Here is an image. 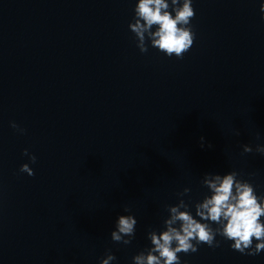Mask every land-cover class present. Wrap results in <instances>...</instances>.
<instances>
[{"label":"clouds","instance_id":"clouds-1","mask_svg":"<svg viewBox=\"0 0 264 264\" xmlns=\"http://www.w3.org/2000/svg\"><path fill=\"white\" fill-rule=\"evenodd\" d=\"M192 3L193 0H170V3L169 0H138L129 29L140 52L146 53L150 43L151 47L167 57L183 59L195 40L191 21L196 13ZM260 13L261 19H264V3L260 5ZM10 127L19 134L26 132L14 121L10 122ZM235 134L240 135L239 130ZM255 151L264 155V145L257 144ZM243 152L251 153L253 148L245 144ZM23 155L31 163L36 162V156L28 149H24ZM19 171L29 176L35 174L28 163L22 164ZM238 175L236 171L224 175L205 173L202 184L208 188L210 195L194 203L195 217L190 210L192 205L182 198L175 205H167L169 216L163 222L164 230L148 232L152 246L135 255L133 264H181L180 253H195L201 244L210 248L219 247L217 236L233 241L230 247L241 254L256 256L264 251V221L261 220L264 217V196H258L253 184L238 179ZM189 192V188H184L177 196L183 197ZM124 211L129 212L130 209L125 206ZM136 225L135 216H118L115 230L111 232L112 241L130 244ZM114 260L116 256L108 249L100 264H111Z\"/></svg>","mask_w":264,"mask_h":264}]
</instances>
